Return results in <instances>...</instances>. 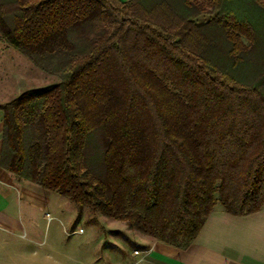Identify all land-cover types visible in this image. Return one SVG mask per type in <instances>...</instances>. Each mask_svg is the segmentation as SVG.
<instances>
[{"label":"trees","instance_id":"16d2710c","mask_svg":"<svg viewBox=\"0 0 264 264\" xmlns=\"http://www.w3.org/2000/svg\"><path fill=\"white\" fill-rule=\"evenodd\" d=\"M0 37L58 78L0 105L17 179L179 248L264 206V0H0Z\"/></svg>","mask_w":264,"mask_h":264},{"label":"crops","instance_id":"0c3cea01","mask_svg":"<svg viewBox=\"0 0 264 264\" xmlns=\"http://www.w3.org/2000/svg\"><path fill=\"white\" fill-rule=\"evenodd\" d=\"M9 47L0 37V85L11 76L12 65L8 64V57L5 63L3 56L9 55ZM14 69L15 79H21L22 73ZM9 101L0 96V105ZM4 117L0 108V153ZM57 193L19 180L0 166V264H264V207L247 215H231L215 206L199 235L185 248L145 235L116 220V224L108 226L110 233L103 236L110 246L100 255L83 257L76 253V248L75 252L67 253L59 244L57 248L38 251L33 245L40 243L33 237L26 240L28 236L23 231L28 228L35 235L47 215L62 223L66 235L70 232L67 227L76 229V210L65 209L68 199L58 197ZM60 200L62 204L56 206ZM44 223L50 229L52 222Z\"/></svg>","mask_w":264,"mask_h":264},{"label":"rangeland","instance_id":"374dc122","mask_svg":"<svg viewBox=\"0 0 264 264\" xmlns=\"http://www.w3.org/2000/svg\"><path fill=\"white\" fill-rule=\"evenodd\" d=\"M9 48V55L7 56L4 54L3 56L5 58V63L6 57H8V64L12 65L11 76H8L7 79L5 78L3 84L0 85L1 99L9 101V99H14L28 88L44 87L58 82L57 76L50 75L36 67L29 58L23 55L15 47L10 46ZM14 68L22 73L21 79L20 77L15 79V76H13ZM56 195L58 197L60 196L58 193ZM216 197L218 198V195H216ZM60 204H62L61 200L56 203V206ZM64 204L65 209L67 207L68 210L69 208L76 210L75 218L77 220L75 227L76 229H83V232L70 234L72 227H67L70 232L66 235L64 234V226L62 223L57 218L49 219L50 215H47L45 221L43 219L40 221L41 229H39L38 233H34L35 235H33L32 231L28 228L25 232L23 231V233H26L28 236L25 238L26 240L33 237L40 243V245L34 244L33 248L38 251H45L52 249L53 247L57 248L59 244V246L64 248L67 253L75 252L74 248H76V253L80 252L83 257L92 256L93 254L100 255L103 251H106L105 249L110 245L106 243L103 236L110 233L108 231V226L116 224L117 221L99 213H93L87 206L81 208L70 200ZM215 206L224 209L219 201ZM47 220L49 221V224L52 222L50 229L49 227H46V224L44 223Z\"/></svg>","mask_w":264,"mask_h":264},{"label":"built area","instance_id":"2783aa9c","mask_svg":"<svg viewBox=\"0 0 264 264\" xmlns=\"http://www.w3.org/2000/svg\"><path fill=\"white\" fill-rule=\"evenodd\" d=\"M83 230L82 229H75V230H72L71 232H70V234H77V233H81Z\"/></svg>","mask_w":264,"mask_h":264}]
</instances>
